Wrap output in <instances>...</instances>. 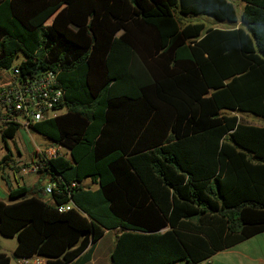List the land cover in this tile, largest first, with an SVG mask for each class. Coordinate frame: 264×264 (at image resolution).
Returning a JSON list of instances; mask_svg holds the SVG:
<instances>
[{
    "label": "trees",
    "instance_id": "16d2710c",
    "mask_svg": "<svg viewBox=\"0 0 264 264\" xmlns=\"http://www.w3.org/2000/svg\"><path fill=\"white\" fill-rule=\"evenodd\" d=\"M233 1L239 26L183 22H235ZM18 52L20 74L56 73L64 111L26 128L65 152L34 151L47 197L0 200L11 257L83 264L113 229L109 264H197L264 231V124L237 116L264 120V0H0V69Z\"/></svg>",
    "mask_w": 264,
    "mask_h": 264
},
{
    "label": "built area",
    "instance_id": "2783aa9c",
    "mask_svg": "<svg viewBox=\"0 0 264 264\" xmlns=\"http://www.w3.org/2000/svg\"><path fill=\"white\" fill-rule=\"evenodd\" d=\"M63 90L56 73L46 69L32 74H20L17 66L12 67L9 82L0 87V122L17 123L26 128L30 122H36L55 115V107L60 102ZM60 145L37 148L36 151L44 158L60 154ZM32 166L30 170L35 171ZM75 183L71 182L73 186ZM54 182L43 186L42 193L47 197L54 188ZM72 206L68 201L58 205L57 209L65 210ZM15 264H46L43 256L32 254L27 257L15 258Z\"/></svg>",
    "mask_w": 264,
    "mask_h": 264
},
{
    "label": "crops",
    "instance_id": "0c3cea01",
    "mask_svg": "<svg viewBox=\"0 0 264 264\" xmlns=\"http://www.w3.org/2000/svg\"><path fill=\"white\" fill-rule=\"evenodd\" d=\"M232 3L234 6V9H235V5L236 6L239 5L240 10H241V7H242L241 2L233 1ZM186 17H191V16H186ZM188 22H191V21H188ZM193 22H200V21H193ZM227 23L230 24V22H227ZM240 24L241 23L239 21V16H237V21L232 22L228 28L236 27V26H239ZM243 114H245V113H243ZM252 119H254V118H252ZM242 122L254 124V125H263L264 124L262 121H261L262 123H255V121H251L250 118L248 120L242 121ZM46 140L47 141L43 143L42 147L50 146V141L48 139H46ZM4 147H5L6 153L9 152L11 154V159L8 161V164H4V165L0 164V169H1V174H0V200L7 201V193H8V190L10 188H14V187L19 186V185H24L25 187H27V185L23 181V175H26V174H32V173L37 174L38 178H37L36 182L32 183V186H33L34 190L36 187H40V191H37V192L42 193L43 186L45 184H47L48 182H50L51 175L45 171H36V170L32 171V170H30V168L32 166H34L33 162L36 160V156L34 155V151L38 147H35L32 151L34 158H29L24 163L20 159L21 152L15 145H13L12 150L7 145H4ZM10 150L14 153V159L12 158L13 153ZM4 154L5 153H2L1 156H3ZM1 156H0V158H1ZM83 183L85 185H89L91 188L95 187L94 184H91L89 182V180H85ZM111 231L113 232V235L115 237V234L117 233L116 230L104 229L100 238L93 245L90 259L83 264H109V253H110V250H111L112 245H113L114 237L112 238V237H107V236ZM255 237H260L259 242L261 244L262 243L264 244V231H263V232H260L258 234H255L251 237H248L247 239H244V240H242V241H240V242H238V243H236L230 247L218 250L215 253H213L211 256H209L208 258H206L202 261H205V260L211 261V259L213 257H215V255H218V254L225 252V251H233L234 249L241 247L239 249H236L237 257H236V263L235 264H264V254L262 255V251L264 253V246H263L262 251H261V246L259 245V249L257 246V249L253 248V251L250 252V251H247V248L250 244L249 243L244 244V243H247L249 241H252L251 239H254ZM15 243H16V241L14 238L13 242L10 243V245H9V248H10L8 251L9 253L7 251H5L6 249L4 247H0V252H4L7 255H9L10 259L13 258V264H15V258L11 257V253H12V250L15 246ZM101 243L103 245L102 249L100 252H97V249H98L99 245H101ZM259 253H260V255H259ZM202 261H200V262H202ZM200 262H198L197 264H199ZM9 264H10V260H9ZM175 264H183V262H178Z\"/></svg>",
    "mask_w": 264,
    "mask_h": 264
},
{
    "label": "rangeland",
    "instance_id": "374dc122",
    "mask_svg": "<svg viewBox=\"0 0 264 264\" xmlns=\"http://www.w3.org/2000/svg\"><path fill=\"white\" fill-rule=\"evenodd\" d=\"M235 11H236L237 16H239V13H240V6L239 5L238 6L235 5ZM187 21L203 22V25L205 28H207V27L228 28L229 25L231 24V23L229 24L225 21H217L209 15L183 17V22H187ZM22 58H23V55L20 52H18L17 55L14 57L12 65L10 68L0 69V87L7 85V83L9 82V75H10V71H11L12 67H14ZM62 111H64V108H59V109H57L55 114L61 113ZM237 116L241 121H246L250 118L251 121H255V123H262V122L264 123L263 119L256 117L254 115H251L249 113H245V114L238 113ZM252 118H254V119H252ZM46 141L47 140L42 135L32 131L29 128H24V127L20 126L13 137L5 139V143L2 141V139L0 137V156L2 153H6L4 145H7L11 150L13 149V145H15L20 150V152H21L20 159L24 163L29 158H34L33 152H32L33 149L35 147L42 148L43 143ZM60 152L62 153L65 151H64V149L61 148ZM12 158L14 159V153H13ZM0 174H1V169H0ZM37 178H38L37 174H35V173L23 175V181L27 185V189L29 191H33L32 183L36 182ZM37 195H40L41 197H44V198L46 197L41 192H37ZM107 237L113 238L114 237L113 232L111 231ZM13 239H14L13 237H4V236L0 235V247H4L6 249L5 251L8 252L10 249L9 245H10V243L13 242ZM251 240L252 241L244 243V244H248V243L250 244L247 248V251L251 252V251H253V248L257 249V246L259 249V245L261 246V251H262L264 244L263 243L261 244L259 242L260 237H255L254 239H251ZM102 246L103 245L101 243V245H99V247L97 249V252L101 251ZM239 248H241V247H238L236 249H239ZM236 249H234L233 251L222 252L218 255H215V257H213L211 259V261L205 260V261L200 262L199 264H235L236 263V257H237ZM263 254L264 253L262 251V255ZM259 255H260V253H259ZM10 264H13V258L10 259Z\"/></svg>",
    "mask_w": 264,
    "mask_h": 264
}]
</instances>
